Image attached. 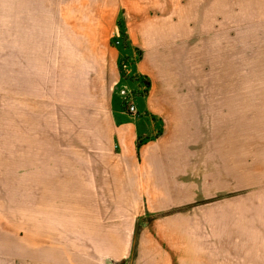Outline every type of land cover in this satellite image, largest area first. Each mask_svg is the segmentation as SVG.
I'll return each mask as SVG.
<instances>
[{"label": "crops", "instance_id": "0c3cea01", "mask_svg": "<svg viewBox=\"0 0 264 264\" xmlns=\"http://www.w3.org/2000/svg\"><path fill=\"white\" fill-rule=\"evenodd\" d=\"M58 81L75 83L85 120H69ZM0 91L13 120L12 139L0 133V264H149V252L213 264L185 228L212 214L241 226L229 181L240 173L243 190L245 154L231 148L245 140L203 131L264 114V0H0ZM260 226L237 230L222 259L264 264Z\"/></svg>", "mask_w": 264, "mask_h": 264}, {"label": "rangeland", "instance_id": "374dc122", "mask_svg": "<svg viewBox=\"0 0 264 264\" xmlns=\"http://www.w3.org/2000/svg\"><path fill=\"white\" fill-rule=\"evenodd\" d=\"M112 39H114V36L111 37ZM113 41V40H112ZM11 52V51H10ZM11 84V83H9ZM75 83L73 82H54V90H56L57 92H66L68 93V104H69V120L70 121H74V120H85V117L83 115L82 111H79L78 109H81V106L78 102H77V98L76 96H74L73 93L77 92L76 89H73V85ZM2 89V88H1ZM11 89V88H9ZM137 92H139L138 90H136ZM2 92L5 91H0V106L3 107L4 112H5V117L7 118V122L4 123L2 125L3 128H1L0 126V133L7 135L8 139H12L13 136V120L11 118V115H8L9 112H11L12 110V101L10 102H3L1 95L3 94ZM8 115V116H7ZM246 118V114L244 115ZM255 117L257 118L255 120L256 124V128L259 125V128H255L254 125H250L249 129H243L240 127V124H229L230 129H221V127H223L224 125H226L225 123L223 124H213L214 128L212 130H206L203 131L204 138H212L215 140L216 138H220L221 135L224 134H228V137L231 139H239L242 137L245 140V151H243L242 148L237 149V147H232L231 150L233 153H239V154H245V170H244V177H243V181H244V187L242 190V187L240 186V182L242 181V179H240V173H239V181L236 180V176L234 177V179H230L229 181V188L230 190L232 189H236V185H238V189H239V193H235V195L229 194V198L231 199V197H234V203H237L236 198L238 197V201L240 202V200H243L244 204H243V208H244V213L240 214V218L243 220L241 223V226H236V225H232L230 224L229 226L226 225H218L217 223H220V218L219 216L213 215L212 214V218L210 219L211 222L209 220H207L209 224H205L204 220L200 219L201 222H203L204 224H200L197 227L192 226L191 224L187 225V227L185 228L186 230H189V228L191 229V235H193L194 237H198V238H203L205 240V242H201L197 239V243L201 244L202 246H208V247H213V251H216V254L214 255V259H213V264H239V261L236 260L235 258H223L222 259V254L224 256V254H226V256L229 254L227 252H230L228 248V246H231V244H233L234 242V238L237 236V230L239 229H243V228H255L258 224L263 225L260 226V228H264V208H260V202L261 204L264 202V114H260V115H255ZM246 123H248V121H246ZM232 126H234V128H231ZM197 135L199 131L197 130ZM255 136L253 139H250L253 135ZM190 135L192 137H194V133L193 131H190ZM200 136V135H198ZM233 180V181H232ZM239 182V184H238ZM234 185V186H232ZM2 187H0L1 189ZM238 194V195H237ZM0 196H2L4 198V201L6 203H9L10 199L7 196H11V193H5L2 194L0 193ZM20 199H21V203L22 205H27L28 201H24L27 195L25 194H21L19 195ZM243 197V198H242ZM242 198V199H240ZM233 205V204H230ZM214 206V204H213ZM230 212V211H229ZM225 213V211H224ZM231 214V212H230ZM137 218L139 216H133V218ZM138 221H141V219H138ZM226 219H223L222 221H225ZM230 223H232V221H236L237 218L236 217H229L227 219ZM214 224V225H213ZM245 226H244V225ZM256 224V225H254ZM254 225V226H253ZM142 228H138V232H141ZM230 230L229 231V236H232V238L228 239L229 243L225 242L224 244V248H222V244L221 241L226 240V233L224 231ZM196 232V233H195ZM192 233H195L192 234ZM188 234V235H189ZM168 245V244H166ZM173 244H169V246H172ZM207 247V248H208ZM226 251V252H225ZM150 254V258H147L149 260V264H151L152 261H154V259H152L153 257H151V252H149ZM230 255H232L230 253ZM186 262L185 264H188V257L187 255L182 256ZM220 257H221V261H220ZM182 259V258H181ZM183 259V260H184ZM136 262L137 258L136 256L132 259ZM170 261H172V259H170ZM174 261V259H173ZM175 262H177V260H175ZM190 263V262H189Z\"/></svg>", "mask_w": 264, "mask_h": 264}, {"label": "built area", "instance_id": "2783aa9c", "mask_svg": "<svg viewBox=\"0 0 264 264\" xmlns=\"http://www.w3.org/2000/svg\"><path fill=\"white\" fill-rule=\"evenodd\" d=\"M115 43L120 44L121 39L120 38L115 39ZM129 66H130V61H122L121 67H122V72H123L124 77L126 79L131 78L133 80L139 81V83H143L144 85L143 92H147L148 88L151 85L150 79L146 76L145 77L141 76L140 74H132ZM125 93L126 94L124 96H125V102H126L128 111L133 115L137 114L138 110H137V106L135 103V97H136L137 91H135L134 89L127 88L125 90Z\"/></svg>", "mask_w": 264, "mask_h": 264}]
</instances>
